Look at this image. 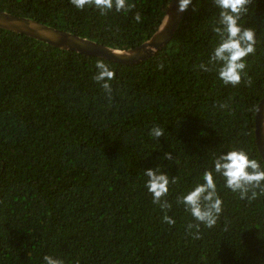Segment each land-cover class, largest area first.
Returning a JSON list of instances; mask_svg holds the SVG:
<instances>
[{"label":"trees","instance_id":"1","mask_svg":"<svg viewBox=\"0 0 264 264\" xmlns=\"http://www.w3.org/2000/svg\"><path fill=\"white\" fill-rule=\"evenodd\" d=\"M130 2L128 12L101 14L70 0H0V11L121 51L156 32L170 0ZM248 7L241 20L258 43L235 86L209 63L221 27L213 0H193L168 45L132 65L0 29V264H42L44 255L65 264H264V194L241 199L217 174L223 210L212 228H197L179 202L222 152L243 149L264 166L255 140L264 0ZM97 61L115 70L110 95L93 79ZM155 126L165 130L158 140ZM157 167L176 178L166 208L144 186L142 172Z\"/></svg>","mask_w":264,"mask_h":264},{"label":"clouds","instance_id":"2","mask_svg":"<svg viewBox=\"0 0 264 264\" xmlns=\"http://www.w3.org/2000/svg\"><path fill=\"white\" fill-rule=\"evenodd\" d=\"M219 12V24L215 28L219 37L218 44L213 48L209 63L218 65L217 76L225 85H237L241 82L242 75L246 76V57L253 55L257 46V34L252 28L243 25L242 14L249 13V4L252 0H213ZM70 3L77 9L83 10L86 6L94 5L104 14L105 11L128 12L134 5L130 0H70ZM193 0H178V10L186 11ZM135 20L140 22L139 12ZM201 70L208 71L207 65H200ZM96 74L93 79L109 95L111 94L110 81L115 77V70L111 69L103 61H97ZM165 130L159 126L150 129L149 135L158 140L164 136ZM171 158L170 154H166ZM223 178L224 187L232 192H238L241 199H256L258 195L264 194V166L258 159L251 158L243 149H233L222 152L215 156L212 161V168L205 170L202 182L196 183L185 194L179 197V202L184 205L185 211L197 221L196 227L203 224L207 228L216 225L222 210L223 201L218 194L216 175ZM144 186L152 195L153 203L160 204L162 208L168 205L161 201V198L169 192L170 183H175L176 178L170 179L159 167L148 168L142 172ZM255 189H259L257 192ZM251 195L249 196V192ZM164 221L174 224L175 221L165 215ZM42 264H65L60 258L51 255L42 257Z\"/></svg>","mask_w":264,"mask_h":264},{"label":"water","instance_id":"3","mask_svg":"<svg viewBox=\"0 0 264 264\" xmlns=\"http://www.w3.org/2000/svg\"><path fill=\"white\" fill-rule=\"evenodd\" d=\"M184 12L178 10V0H170L162 23L156 32L135 48L114 50L100 43L59 30L30 18L0 11V29L21 34L63 51L97 57L120 64H137L153 57L171 41L180 25ZM255 140L264 160V96L255 113Z\"/></svg>","mask_w":264,"mask_h":264}]
</instances>
